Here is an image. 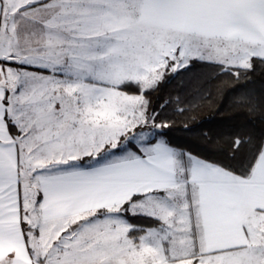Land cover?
<instances>
[{
	"label": "snow or ice",
	"instance_id": "6c2138e0",
	"mask_svg": "<svg viewBox=\"0 0 264 264\" xmlns=\"http://www.w3.org/2000/svg\"><path fill=\"white\" fill-rule=\"evenodd\" d=\"M197 67L248 82L227 151L153 102ZM258 73L264 0H0V264H264Z\"/></svg>",
	"mask_w": 264,
	"mask_h": 264
},
{
	"label": "trees",
	"instance_id": "16d2710c",
	"mask_svg": "<svg viewBox=\"0 0 264 264\" xmlns=\"http://www.w3.org/2000/svg\"><path fill=\"white\" fill-rule=\"evenodd\" d=\"M261 80L262 77L258 73L255 82L250 85L253 91L264 89ZM246 83L248 82H231L227 77L221 82L213 69L197 67L178 81L167 80L161 91L153 97V102L168 98L181 89L184 90L185 96H196L188 113L175 117L177 124L171 133L172 138L193 151L203 152L209 148L207 135L215 141L211 146L212 150L227 151L231 133L248 124V120L231 102L233 90Z\"/></svg>",
	"mask_w": 264,
	"mask_h": 264
}]
</instances>
